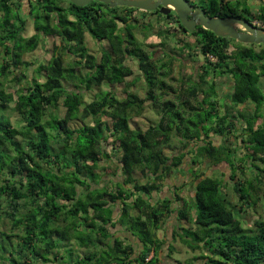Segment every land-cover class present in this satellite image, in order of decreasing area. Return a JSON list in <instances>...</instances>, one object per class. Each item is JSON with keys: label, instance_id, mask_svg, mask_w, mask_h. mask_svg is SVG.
Listing matches in <instances>:
<instances>
[{"label": "trees", "instance_id": "trees-1", "mask_svg": "<svg viewBox=\"0 0 264 264\" xmlns=\"http://www.w3.org/2000/svg\"><path fill=\"white\" fill-rule=\"evenodd\" d=\"M189 1L208 17L264 27V0H257L256 14L250 0ZM161 15L99 2L81 8L62 0H0V222L9 224L0 231V264H183L179 245L196 255L185 264H264V216L245 229L222 199L231 184L241 214L264 203V46L220 38L200 26L188 32L172 12L163 19L164 32L179 57L167 52L168 37L144 46L153 50L147 51L136 31H152L149 17ZM28 17L34 34L25 39ZM87 34L100 57L86 47ZM50 37L61 44L49 62H26ZM187 56L203 64L193 60L195 74L183 75L176 89L167 80L174 79V61ZM128 62L137 64L144 98L129 91ZM223 78L232 81L228 110ZM10 83L18 89L8 91ZM121 84V99L109 90L85 101L92 89ZM170 96L177 101L165 100ZM148 104L157 109V123L133 129L130 122ZM9 111L21 126H13ZM81 118L90 123L74 129ZM231 138L234 150L225 145ZM174 139L180 152L171 148ZM205 164L229 170V177L208 176ZM249 170L251 178L241 180ZM178 174L191 178L190 203L180 195L186 184L179 178L171 197L161 195Z\"/></svg>", "mask_w": 264, "mask_h": 264}, {"label": "rangeland", "instance_id": "rangeland-1", "mask_svg": "<svg viewBox=\"0 0 264 264\" xmlns=\"http://www.w3.org/2000/svg\"><path fill=\"white\" fill-rule=\"evenodd\" d=\"M193 1H195V0H193ZM249 4H250V7L252 8V13L256 14L258 12V10H257L258 6H259L258 2L256 0H250ZM140 14H139V17H140ZM161 17H162V19L149 17V20L154 25V29L152 31L148 32L147 34H144V31H142L141 28L136 31V37H137L138 41L140 42L142 48L146 49L147 51L148 50L151 51L152 49H149L147 47L145 48L144 46H148V45H157L158 46L161 43H163L165 38H167L169 36L166 32H164L167 24L164 22L163 19L166 18V16L161 15ZM146 22H148L147 19H146ZM253 24L258 28H264L262 23H260V22H254ZM239 30H242V29H239ZM161 31H162V35L160 34ZM33 34H34L33 21H32V19L28 18L27 24L25 27V32L23 34V38H25V39L29 38ZM85 38H86L85 39V42H86L85 45L88 48V50L90 51V54L95 55L97 57H100L101 49L98 48L97 46H95V43H93L91 37L88 38L87 35H85ZM168 38H169L167 40L168 45L166 46L167 52L169 54H173V56L179 57L178 51L175 50L176 45L174 46L175 41L173 40V37L170 36ZM187 41L192 42V43L194 42V40H192L190 38H187ZM60 44H61V42H60L59 38L50 37L46 40V42L44 43L43 46H40L36 51H34L30 54H27L25 56V61L31 62V63L41 61V63L43 65H46L53 55L54 47H60ZM105 46H107V45L105 44ZM1 58H2V55H0V64L2 63ZM159 58H161V54H157L155 57V59H159ZM193 60H197L196 62H198L199 66H201L203 64V58H201V57H199L197 59L194 57L187 56L185 58L184 62H181L180 60H178V61L176 60V62L174 61L173 69H172V75H171V78L174 77V79H173V81L168 79L167 82L170 85L174 86V88H176V86L179 85L180 80H181L183 75H184L183 76L184 79H187L188 77L193 76L195 74V71L193 69V64H194ZM67 61H68V63L71 62L69 59ZM126 65L129 66L133 70V76L126 80L127 84H130V85L133 84V86L129 89V91L131 93L137 94L140 98H144L145 94H146V85H145V82L141 78L140 72L138 71L137 64L135 62H128V63H126ZM11 84L12 83L8 84V86L6 88L8 91L12 92V91L18 89L19 85L17 86L15 84H12V85ZM65 86H67L69 89L74 88L71 83H65ZM219 87H220V92H221L222 96L224 97L223 102H225L227 104V105L225 104L226 105L225 108H226V110H228V108L231 106L230 101H229V96L233 90L232 89V81L229 78H223L220 81ZM109 90H114L119 95L120 99L125 97L126 87L124 84L118 85L114 89L108 87L107 85H103L100 88L92 89L91 92L86 95L85 101L87 103H90L91 101H93L94 96H96L100 92H105V91H109ZM183 98H185V97H183ZM166 99H171L174 102L177 101L172 96L166 97L165 100ZM195 102L193 101V104H195ZM155 110H157V109H155ZM155 110L152 108L151 105H149V104L146 105L143 115L141 117H135L130 122L131 127L133 129L147 130L149 126L155 125L158 121V115H156ZM240 110H243V107H241ZM58 113L60 114V117H63L65 114V109L63 107H60L58 110ZM230 114L236 115V113H233V111H231ZM8 115L10 116V119H11L14 127L21 126L20 118L17 117V114L9 111ZM81 122L82 123L85 122L86 124H88V123H90V118H87V119L81 118V121H77V122L72 123L74 129H77L82 124ZM225 145L228 147L232 146L231 148L234 150V148L236 147V141L231 138L230 142L225 143ZM180 147H181L180 143L176 139L172 140V146H171L172 149L174 148V149H176V152H180V150L177 149ZM171 152L172 151L170 149L167 150L168 154H170ZM242 155H243V151L238 150L236 157L240 158V157H242ZM187 164L188 163L185 164V171L188 169ZM104 166H105V164H102L101 168ZM203 168L207 172L208 176L213 175V176L221 177L222 174L224 173L226 175V177L228 178L229 174H230L229 170H222L223 171L222 173H220L218 170L215 171V170H213L212 167H209L208 164H205ZM100 172L102 173V171H100ZM5 173L6 172L2 173V178L5 177ZM248 173L249 174H245V175H243L241 173L240 179L244 180L245 178H251V175H250L251 170H249ZM135 176L137 177V179H141L140 174L137 173ZM177 176L179 177V179H181V186L186 184V186L183 187L184 189L180 192V195L186 201H188L190 203L193 199L192 198L193 197V187L191 185L192 183L190 182L191 178L187 177V176L179 175V174ZM186 177H187V179H186ZM188 182H190V183L188 184ZM222 199L225 201L227 206L235 213L237 219L242 222V225L245 229L253 228L254 222L256 220H258L260 217L263 218V216H264V203H261V202L255 207V209L248 210L247 213L241 214L239 211L238 198L235 195V193L233 191V187L231 184L226 186L225 189L222 190ZM182 226L184 228H194V226L192 224L186 223V222H183ZM6 227L9 228V224L0 222V231H3L4 229H6ZM158 236H160V238H162L163 233L161 231H159ZM187 250H186V247H183L181 245H179L177 247V251L180 254V256L178 258L181 262H183V264L189 262V260L194 258L193 256H196L195 254H193ZM75 252H76L75 256H78V254L81 252V250L78 247H75Z\"/></svg>", "mask_w": 264, "mask_h": 264}, {"label": "water", "instance_id": "water-1", "mask_svg": "<svg viewBox=\"0 0 264 264\" xmlns=\"http://www.w3.org/2000/svg\"><path fill=\"white\" fill-rule=\"evenodd\" d=\"M77 7H86L91 2H99L114 9L127 7L144 12H159L168 16L175 12L182 26L193 32L198 26L214 33L220 38H230L243 45H263L264 28L239 18H213L206 16L202 10L194 9L189 0H62ZM242 29V30H239Z\"/></svg>", "mask_w": 264, "mask_h": 264}, {"label": "crops", "instance_id": "crops-1", "mask_svg": "<svg viewBox=\"0 0 264 264\" xmlns=\"http://www.w3.org/2000/svg\"><path fill=\"white\" fill-rule=\"evenodd\" d=\"M257 1V0H256ZM258 8H259V6H258ZM258 10V9H257ZM29 18V17H28ZM27 18V19H28ZM31 19V18H30ZM87 37L88 38H90L91 36L89 35L88 36V34H87ZM86 39V38H85ZM91 39H92V37H91ZM92 41H93V39H92ZM86 43V42H85ZM93 43H94V41H93ZM95 46H97V44H95ZM102 46H104V47H106L105 46V44H104V42L102 43ZM98 48H99V46H97ZM119 157H121V154H120V156ZM141 176V175H140ZM135 178L137 179V177L135 176ZM177 178H179L178 176H174V178H172V180H171V183L169 184V181H167L166 182V187L164 188V190H163V192L161 193V195H162V197H166V196H169V197H171L172 195V193H173V189L175 188V185H177V183H179L178 182V180H177ZM137 180H139L141 183H147V180L146 179H144L142 176H141V179H137ZM180 181V183H181V179L179 180ZM179 183V184H180ZM173 185V186H172ZM111 186V185H110ZM159 198V195H154V197H153V199H155V200H157ZM119 211H117L116 213H114V218L115 219H117L118 217H119ZM129 214L132 216V217H135V216H137V212L136 211H130L129 212ZM171 228H170V230H173V226H174V224L171 222ZM118 230H121V227L119 226V229ZM124 231V230H123Z\"/></svg>", "mask_w": 264, "mask_h": 264}, {"label": "built area", "instance_id": "built-area-1", "mask_svg": "<svg viewBox=\"0 0 264 264\" xmlns=\"http://www.w3.org/2000/svg\"><path fill=\"white\" fill-rule=\"evenodd\" d=\"M212 61H214V59L210 58Z\"/></svg>", "mask_w": 264, "mask_h": 264}, {"label": "flooded vegetation", "instance_id": "flooded-vegetation-1", "mask_svg": "<svg viewBox=\"0 0 264 264\" xmlns=\"http://www.w3.org/2000/svg\"><path fill=\"white\" fill-rule=\"evenodd\" d=\"M159 12V10H157ZM149 13H152V12H149Z\"/></svg>", "mask_w": 264, "mask_h": 264}]
</instances>
